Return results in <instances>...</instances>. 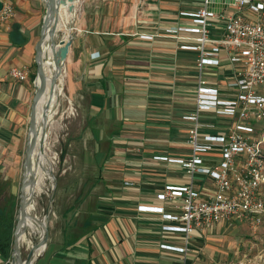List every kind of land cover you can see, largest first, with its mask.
I'll use <instances>...</instances> for the list:
<instances>
[{
	"label": "crops",
	"instance_id": "0c3cea01",
	"mask_svg": "<svg viewBox=\"0 0 264 264\" xmlns=\"http://www.w3.org/2000/svg\"><path fill=\"white\" fill-rule=\"evenodd\" d=\"M3 1H11L16 13L0 23V182L13 192L26 157L37 90L36 44L47 5ZM203 6V0H78L73 12L62 8L58 36L72 43L54 114L61 113L68 135L61 157L65 185L56 196L58 236L35 264H204L211 239L231 227L232 222L197 229L187 243L185 232L165 228L182 224L164 216L178 214L177 203L159 198L166 185L188 181L181 165L156 157L191 153L184 115L196 107L198 52L182 48L194 33L173 29L193 25V16L183 13ZM219 9L225 16L236 11L229 5ZM245 13L264 19V10ZM221 31L218 21L214 36ZM14 66L28 67L29 77L13 78ZM206 73L224 97L237 94L227 87L236 78L228 59ZM202 113L203 122L214 124L206 127L208 134H227L236 120ZM252 123L260 138L264 120ZM221 156L215 147L204 165L215 167ZM196 185L205 198L213 191L207 174H199Z\"/></svg>",
	"mask_w": 264,
	"mask_h": 264
},
{
	"label": "built area",
	"instance_id": "2783aa9c",
	"mask_svg": "<svg viewBox=\"0 0 264 264\" xmlns=\"http://www.w3.org/2000/svg\"><path fill=\"white\" fill-rule=\"evenodd\" d=\"M210 3L211 0H203L204 6L197 13H183L193 16V25L173 29L194 33L195 36L185 37L191 43L182 48L198 52L196 107L184 115L190 122L188 143L191 153L182 158L156 157L181 165L188 176L187 183L168 184L159 194L162 200L176 202L180 210L178 214L164 216L182 224L165 228L185 232L187 243L197 229L213 228L234 220L260 222L264 217V134L256 138L252 123L264 120V19H252L245 13L246 8L260 13L264 3L235 0L228 4L236 9L230 16H225L223 9L211 8ZM14 14L12 2H4L0 23ZM218 21L222 22V31L219 36H214ZM224 58L235 67L236 78L227 84L228 88L237 91L232 97H224L206 78L207 67L218 66ZM10 75L26 80L30 70L25 66H14ZM203 111L236 120L229 133L208 134L206 127H214V124L202 121ZM215 147L222 151L220 162L215 167L205 166V154ZM199 174H207L213 180V191L208 198L203 197L205 193L196 185ZM158 209L163 208H155ZM179 249L185 251V248Z\"/></svg>",
	"mask_w": 264,
	"mask_h": 264
},
{
	"label": "water",
	"instance_id": "95a60500",
	"mask_svg": "<svg viewBox=\"0 0 264 264\" xmlns=\"http://www.w3.org/2000/svg\"><path fill=\"white\" fill-rule=\"evenodd\" d=\"M78 0H45L47 11L43 19V24L40 31V39L36 44L35 61L37 64V79L41 77V83L37 84V90L33 98L31 115H30V134L26 147V157L24 162V179L21 186V205L18 210L17 224L14 231V246L12 260L16 264H35L37 260L36 252L42 247L46 246L49 239V217L51 213V205L56 199L58 192L57 177L51 167L50 173L53 184V193L50 199V205L47 210L45 221L42 222L44 226V233L32 249L28 256L24 259L21 251V237L26 230V219L28 203L32 196H27L26 188L33 185L37 179V171L35 168V154L36 152L41 156L46 155V140L48 137V127L52 117V111L55 108L54 100L57 94L58 82L62 74L63 64L68 56V51L72 43L71 38H59V24L61 19L62 8L73 12L75 4ZM235 0H211L209 6L211 8H222L233 3ZM4 7V1L0 0V10ZM47 49V51L45 50ZM48 62L53 63L52 67H46ZM47 69L51 72L49 76ZM50 80V85H49ZM49 92L48 100L45 102L42 110H39L40 102ZM30 172V177L26 175Z\"/></svg>",
	"mask_w": 264,
	"mask_h": 264
},
{
	"label": "rangeland",
	"instance_id": "374dc122",
	"mask_svg": "<svg viewBox=\"0 0 264 264\" xmlns=\"http://www.w3.org/2000/svg\"><path fill=\"white\" fill-rule=\"evenodd\" d=\"M260 1L264 2V0ZM41 11L44 15L45 9L43 7L41 8ZM14 16L12 18H14ZM60 116L61 113H57L52 116L46 140V157L49 161L48 164L52 167L53 172L57 177L58 192L62 186L65 185V178L63 176L64 165L61 157L62 150L65 147L68 138V135L60 126V122L63 120ZM24 162L21 168L18 183L13 189V192H10L9 188L6 190L8 193H12L13 196L16 197L17 215L21 205L20 195L24 179ZM53 184L54 182L51 178L47 179L41 189L32 197L35 204V209L32 211V217L36 216L38 218L39 226L45 221L47 210L50 205V199L53 193ZM262 192L264 196V189ZM59 201L60 200L55 199L51 205V213L48 223V242L50 239H54L58 236L59 231L57 223L60 217L58 205ZM230 222L233 223H231V227L225 226L221 232L216 234V237L211 239L210 253L207 255V259H205L207 261H203L204 264H220L223 262L230 264H264V217L260 222H253L251 220H234V222ZM42 235L41 227H37L36 229L27 227L21 242V251L24 259L28 256L32 247L39 242ZM42 253L38 256L42 255ZM12 263V259L2 262V264Z\"/></svg>",
	"mask_w": 264,
	"mask_h": 264
},
{
	"label": "trees",
	"instance_id": "16d2710c",
	"mask_svg": "<svg viewBox=\"0 0 264 264\" xmlns=\"http://www.w3.org/2000/svg\"><path fill=\"white\" fill-rule=\"evenodd\" d=\"M14 31L19 25H14ZM25 38L21 39L23 42ZM36 77V75H34ZM7 182H0V257L4 261L12 259L14 231L17 224V201L12 193H8Z\"/></svg>",
	"mask_w": 264,
	"mask_h": 264
},
{
	"label": "bare ground",
	"instance_id": "6f19581e",
	"mask_svg": "<svg viewBox=\"0 0 264 264\" xmlns=\"http://www.w3.org/2000/svg\"><path fill=\"white\" fill-rule=\"evenodd\" d=\"M45 50L47 51L46 48H45ZM52 65H53V63L48 62L46 67H48V66L52 67ZM47 73L49 76L51 75V72L48 69H47ZM40 83H41V77L39 79H37V84L39 85ZM49 85H50V80H49ZM57 94H58V90H57ZM48 96H49V92L47 91L45 96L42 98V101L39 104L40 105L39 110H42V108L44 107L45 102L48 100ZM57 104H58V95L55 97V100H54L55 107ZM54 111H55V108L52 111V116L54 115ZM48 163H49V161H48L46 155L41 156V154L36 152V154H35V168L37 171V179L33 185L28 186L26 188L28 197L29 196L33 197V195L41 189V187L44 185V183L47 179H49V178L52 179L51 173H50L51 167ZM26 175L28 176V179H29L30 172L28 171ZM34 209H35L34 201L32 199H30V202L28 203V209H27L26 229H27V227H31L33 229H36L37 227H41V233L43 234L44 233V226L43 225L39 226V221H38V218L36 216L32 217V211ZM25 231L22 234L21 242L23 240ZM45 247H46L45 245L42 246L36 252V256H38L40 253H42L44 251ZM12 264H16V263L13 262Z\"/></svg>",
	"mask_w": 264,
	"mask_h": 264
}]
</instances>
